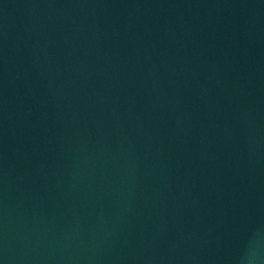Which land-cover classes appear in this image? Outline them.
Segmentation results:
<instances>
[{
	"label": "water",
	"instance_id": "1",
	"mask_svg": "<svg viewBox=\"0 0 264 264\" xmlns=\"http://www.w3.org/2000/svg\"><path fill=\"white\" fill-rule=\"evenodd\" d=\"M0 264H264V0H0Z\"/></svg>",
	"mask_w": 264,
	"mask_h": 264
}]
</instances>
